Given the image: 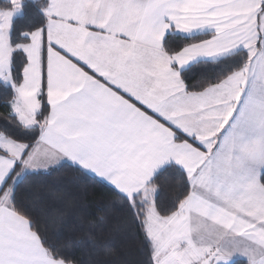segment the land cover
Returning a JSON list of instances; mask_svg holds the SVG:
<instances>
[{
  "label": "snow or ice",
  "instance_id": "1",
  "mask_svg": "<svg viewBox=\"0 0 264 264\" xmlns=\"http://www.w3.org/2000/svg\"><path fill=\"white\" fill-rule=\"evenodd\" d=\"M0 264H264V0H3Z\"/></svg>",
  "mask_w": 264,
  "mask_h": 264
},
{
  "label": "trees",
  "instance_id": "2",
  "mask_svg": "<svg viewBox=\"0 0 264 264\" xmlns=\"http://www.w3.org/2000/svg\"><path fill=\"white\" fill-rule=\"evenodd\" d=\"M3 3V1H0V4H2Z\"/></svg>",
  "mask_w": 264,
  "mask_h": 264
},
{
  "label": "crops",
  "instance_id": "3",
  "mask_svg": "<svg viewBox=\"0 0 264 264\" xmlns=\"http://www.w3.org/2000/svg\"><path fill=\"white\" fill-rule=\"evenodd\" d=\"M0 1H3V0H0Z\"/></svg>",
  "mask_w": 264,
  "mask_h": 264
}]
</instances>
